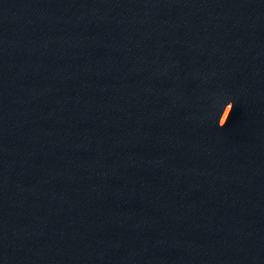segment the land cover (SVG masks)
I'll use <instances>...</instances> for the list:
<instances>
[{
  "label": "clouds",
  "instance_id": "9594fccd",
  "mask_svg": "<svg viewBox=\"0 0 264 264\" xmlns=\"http://www.w3.org/2000/svg\"><path fill=\"white\" fill-rule=\"evenodd\" d=\"M231 106L233 107V105L231 104Z\"/></svg>",
  "mask_w": 264,
  "mask_h": 264
}]
</instances>
